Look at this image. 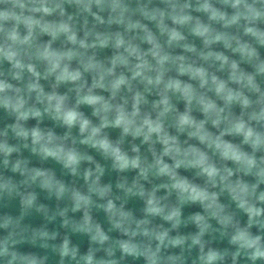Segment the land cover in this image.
<instances>
[{"label":"clouds","instance_id":"9594fccd","mask_svg":"<svg viewBox=\"0 0 264 264\" xmlns=\"http://www.w3.org/2000/svg\"><path fill=\"white\" fill-rule=\"evenodd\" d=\"M0 264H264V0H0Z\"/></svg>","mask_w":264,"mask_h":264},{"label":"water","instance_id":"95a60500","mask_svg":"<svg viewBox=\"0 0 264 264\" xmlns=\"http://www.w3.org/2000/svg\"><path fill=\"white\" fill-rule=\"evenodd\" d=\"M36 223H39V219L37 218V220L35 221Z\"/></svg>","mask_w":264,"mask_h":264}]
</instances>
